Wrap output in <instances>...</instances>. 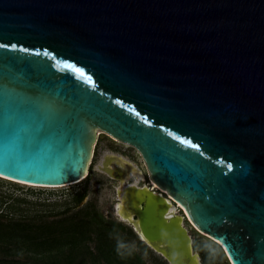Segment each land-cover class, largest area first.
<instances>
[{"label":"water","instance_id":"water-1","mask_svg":"<svg viewBox=\"0 0 264 264\" xmlns=\"http://www.w3.org/2000/svg\"><path fill=\"white\" fill-rule=\"evenodd\" d=\"M98 131L142 155L120 216L169 264H201L186 221L264 264V0H0V176L78 184Z\"/></svg>","mask_w":264,"mask_h":264},{"label":"rangeland","instance_id":"rangeland-1","mask_svg":"<svg viewBox=\"0 0 264 264\" xmlns=\"http://www.w3.org/2000/svg\"><path fill=\"white\" fill-rule=\"evenodd\" d=\"M109 153L126 158L136 166L137 170L139 169L143 175V180L137 183L138 186H148L149 183H152L147 165L136 148L113 138L105 132L98 131L97 141L93 148V158L89 164L88 176L82 182L59 188H43L23 185L0 177V214H9L11 218L16 220L24 219L40 223L78 215L87 206H94L103 215L105 220L124 226L125 229H120L119 235L124 238L127 245L133 248L132 250L146 264H169L160 254L141 241L134 227L118 214V188L121 185L120 181L110 177L99 168L103 158ZM134 182L135 178H132L131 180H126L125 184L128 185ZM80 193H85V197L81 202H77L76 196ZM176 212L181 214L179 209ZM185 227L188 228L192 236L194 251L200 255L201 264H204L203 256H207L210 264H231L221 246L210 236L198 230L187 221L185 222ZM129 230H132L131 232L134 235H131ZM116 237H114L115 240L108 237L111 246L107 245L109 243L108 241L107 243L103 241L105 244L103 246L104 248L100 251L101 255H108L110 251L117 250L121 247L122 243L120 241L118 242V238ZM80 240L75 245L77 247L70 245L72 247L54 248V253L56 254H52V256L60 264L77 263L83 257L89 261L87 264H92L86 252L85 239L80 238ZM198 243L203 244L204 248L202 250L197 248ZM91 245L95 248V243H91ZM145 246L149 249H146ZM29 256L30 253L19 251L12 256H7V258L21 260L24 263L27 261L31 262ZM1 257L6 258V256L0 254ZM114 259H110L109 262H115L116 260ZM51 260L50 258L46 259L47 262Z\"/></svg>","mask_w":264,"mask_h":264},{"label":"trees","instance_id":"trees-1","mask_svg":"<svg viewBox=\"0 0 264 264\" xmlns=\"http://www.w3.org/2000/svg\"><path fill=\"white\" fill-rule=\"evenodd\" d=\"M84 197L85 193L78 194L76 196L77 202H81ZM120 229L125 228L120 224L105 220L94 206H87L78 215L40 223L24 219L16 220L11 218L9 214H0V254L6 256V258H0V264H22L21 260L7 258V256H12L19 251L30 253L31 262L27 261L28 263L24 262L23 264H60L52 256V254H56L54 248L72 247L70 245L77 247L75 245L81 241L80 238L85 239L86 252L92 264H146L119 235ZM131 231L129 230V233L134 235ZM115 236L118 238L117 241L122 243L121 247L114 251L107 248L110 251L108 255H101L100 251L105 244L103 241L107 243L108 237L115 240ZM91 243H95V248L92 247ZM107 245L111 246V243L109 242ZM145 247L149 249L147 246ZM197 248L202 250L204 246L202 243H198ZM47 258L52 260L47 262ZM116 258L120 259L117 260ZM110 259L116 261L109 262ZM203 261L204 264H210L207 256H203ZM88 262L83 257L73 264H87Z\"/></svg>","mask_w":264,"mask_h":264},{"label":"bare ground","instance_id":"bare-ground-1","mask_svg":"<svg viewBox=\"0 0 264 264\" xmlns=\"http://www.w3.org/2000/svg\"><path fill=\"white\" fill-rule=\"evenodd\" d=\"M118 160H122L124 162H126V161L129 162V165H132L135 168L136 171L134 170V171H131L130 172V170H129V171L125 172L124 171L125 170V167L124 166H116L115 167L114 166V163H116ZM102 163H103L102 166H104L106 168V170L108 171V173H110L112 175L114 174L117 177L123 178L122 179V182H121L122 183V187L121 188L120 187L118 188L119 189V202H118V205H117L118 214L123 216L125 214V210L127 209L128 205L125 204L124 203L125 201H122V200L125 199V197H124L125 194L124 193H126V191L128 189V186L131 185V184H128V185L125 184V181L128 180V179L131 180L132 178H135V182L132 183V184H136L138 186L137 183L140 182L141 180H143V175L140 173L139 169L137 170V168H136L135 165H133L129 160H127L126 158H124V157H122L120 155L110 154V153L109 154H106V156L103 158ZM5 179H7V178H5ZM18 183L23 184V185H26L23 182H18ZM27 185L38 187V185H35V184H27ZM42 187L43 188H54L53 186H42ZM57 188H59V187H57ZM169 211H171V212H174L175 211L176 212V209L172 206Z\"/></svg>","mask_w":264,"mask_h":264},{"label":"flooded vegetation","instance_id":"flooded-vegetation-1","mask_svg":"<svg viewBox=\"0 0 264 264\" xmlns=\"http://www.w3.org/2000/svg\"><path fill=\"white\" fill-rule=\"evenodd\" d=\"M149 186L152 188V189H154V186H153V184L152 183H149ZM156 191H157V189H155ZM83 200V199H82Z\"/></svg>","mask_w":264,"mask_h":264},{"label":"snow or ice","instance_id":"snow-or-ice-1","mask_svg":"<svg viewBox=\"0 0 264 264\" xmlns=\"http://www.w3.org/2000/svg\"><path fill=\"white\" fill-rule=\"evenodd\" d=\"M185 143H187V142L185 141Z\"/></svg>","mask_w":264,"mask_h":264}]
</instances>
